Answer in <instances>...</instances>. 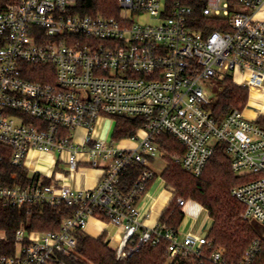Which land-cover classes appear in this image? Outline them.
<instances>
[{
  "label": "built area",
  "instance_id": "2783aa9c",
  "mask_svg": "<svg viewBox=\"0 0 264 264\" xmlns=\"http://www.w3.org/2000/svg\"><path fill=\"white\" fill-rule=\"evenodd\" d=\"M81 1L14 0L0 6V169L9 154L12 166L27 168L30 152L38 151L56 155L68 172L53 177L36 171L25 181L12 171L10 182L0 177V204L75 208L59 231L19 228L14 252L0 253V264H70L75 231L86 232L91 218L107 217L123 229L114 248L121 260L151 240L167 239L174 261L210 247L207 236H181L160 221L142 227L138 203L158 177L153 163L164 154L155 141L160 132L185 146L174 159L195 175L202 174L218 142L225 144L232 169L253 176L232 190L243 204L241 216L264 226V125L258 122L264 99L254 116L247 104L222 118L210 107L217 77H232L250 96L264 95V0H116L121 12L110 16L82 13ZM199 1L209 19L201 28ZM143 13L157 22L136 21ZM212 25L219 29L209 30ZM103 116L140 118L143 124L116 143L93 136ZM122 140L134 146H121ZM133 165L144 168L124 191L120 179ZM85 167L100 172L94 187L65 182ZM177 201L186 203L181 196ZM261 248L262 239H255L240 264H252ZM211 259L227 264L223 250L213 251Z\"/></svg>",
  "mask_w": 264,
  "mask_h": 264
},
{
  "label": "trees",
  "instance_id": "16d2710c",
  "mask_svg": "<svg viewBox=\"0 0 264 264\" xmlns=\"http://www.w3.org/2000/svg\"><path fill=\"white\" fill-rule=\"evenodd\" d=\"M14 0H0V6H4ZM195 14L201 21L209 20L202 15L204 1L196 3ZM81 12L92 15H118L121 12L116 0H84L79 3ZM219 29L212 25L209 30ZM4 42L0 41V47ZM52 67V66H51ZM41 79V78H36ZM213 81L221 85V89L213 97L212 111L222 118L233 108L246 105L250 91L248 88L237 84L232 77H217ZM114 129L112 139L120 140L137 134L143 121L140 118L112 117ZM259 123L264 125V117H260ZM155 141L164 151L161 157L165 161L162 178L168 186L174 189V195L166 209L161 214L159 221L165 223L168 228L178 233L184 212L178 204V197L182 196L186 201L195 200L209 210L213 219V226L207 235L211 240V246L203 247L196 264H214L211 255L215 250H223V260L227 264H240V261L248 246L257 238L262 239V248L254 258L252 264H264V238L261 237L258 228L249 220L243 219L241 213L243 204L232 196V190L250 180L253 176L238 175L231 166V158L226 152V146L218 142L213 156L208 161L204 171L195 175L185 170L175 161L174 156L183 155L185 146L172 134L160 132L156 134ZM10 154L5 158L0 169V177L4 182H10V172L18 171L22 180L30 179V171L26 167H14L10 164ZM144 167L133 165L126 169L120 179V186L128 191L138 178ZM232 198L233 203L230 199ZM75 208L62 204L59 206L42 204L8 205L0 204V230L4 236L0 239V253L12 254L15 247L16 231L24 227L28 231H59L63 221L72 216ZM109 222V218L104 217ZM78 239L76 252L67 258L70 264H165L169 258V244L167 239H161L154 243L146 242L139 251L131 254L126 260L117 258L116 251L105 240L106 235L93 237L82 230L75 231ZM140 235V234H139ZM137 236V238L139 237ZM188 256H179L175 259L177 264H190Z\"/></svg>",
  "mask_w": 264,
  "mask_h": 264
},
{
  "label": "crops",
  "instance_id": "0c3cea01",
  "mask_svg": "<svg viewBox=\"0 0 264 264\" xmlns=\"http://www.w3.org/2000/svg\"><path fill=\"white\" fill-rule=\"evenodd\" d=\"M251 115V113H249ZM254 116V115H251ZM95 130V129H94ZM94 135V131H93ZM111 137V136H110ZM110 137L105 138L110 139ZM100 139V138H98ZM130 142V141H129ZM121 146L133 147L134 143H119ZM43 154L50 153H41L38 151H31L27 159V169L30 171V174H33L36 171H42L40 169L34 168L35 161L37 162L39 157ZM161 158V157H160ZM157 159L154 161L153 166L156 164ZM57 157L52 154L50 157V168L44 172L53 177H58L61 171H58ZM43 172V171H42ZM64 173L68 174V172ZM100 172L97 169L85 167L82 168L78 174L73 178L66 177L65 182L68 185H71L78 189L92 188L94 187L99 180ZM173 189L168 186L166 181L162 178L161 175L156 177L148 191L140 198L138 206L140 210V219L142 222L143 229L152 227L159 222V218L163 211L168 206L169 202L173 198ZM182 210L184 212V218L179 226L178 234H194L198 236H207L213 226V219L210 216L209 210L205 208L199 202L189 199L183 205ZM103 221V220H102ZM100 225V222L95 218H91L86 228V232L94 231L96 236L99 237L102 233H107L106 239L110 240V243L116 244L120 242V238L123 234V229L114 225L113 223L106 222ZM210 222V225H209ZM209 225V227H208ZM208 227V228H207ZM116 248V247H112Z\"/></svg>",
  "mask_w": 264,
  "mask_h": 264
},
{
  "label": "rangeland",
  "instance_id": "374dc122",
  "mask_svg": "<svg viewBox=\"0 0 264 264\" xmlns=\"http://www.w3.org/2000/svg\"><path fill=\"white\" fill-rule=\"evenodd\" d=\"M136 21L142 22V23H151V24H154L157 22V20L155 18H153L152 16H150L147 13H143V15L141 17L136 18ZM234 79L238 82L242 81V76H241L239 71L235 72ZM213 80L211 81V83H212L211 87L212 88L210 87L211 92H212V97H214L216 95V93L221 89V85H219L218 83H215V81H213ZM263 99H264L263 93L254 91V94L249 96V100L247 102L246 109L250 110V111H248V113H251V115H256V113L261 109L260 106H261V103L263 102ZM241 106H245V105H241ZM113 129H114V120L111 117L103 116L97 120V122L95 124V130H94L93 136L97 139L98 138L105 139V138L111 136L110 137V139H111ZM142 135H143L142 132L138 133V136L142 137ZM118 142L119 141H116V143H118ZM121 143H131V142H129L127 140H122ZM51 156H52V154L41 155L39 157L38 161L37 162L35 161L34 168H37V169L42 170L43 172H46L50 168V157ZM164 166H165V161L162 158H158L156 164L153 166L156 173L158 174V176L162 174ZM57 170L64 172L63 171L64 170L63 165L60 164L58 166ZM229 199L231 200L230 202L234 204L232 198H229ZM95 219L100 222V225L105 223L102 220H99L97 218H95ZM253 223L258 228L261 237L264 238V226L258 221H254ZM209 225H210V222H209ZM209 225H208V227H209ZM88 234L91 236H94V235L96 236V233H94V231L89 230ZM0 235L4 236L5 235L4 231L0 230ZM101 235H103V233ZM105 235H107V233H105ZM105 240H106V238H105ZM119 243H116L115 245L110 243V246L111 247H117L119 245ZM187 262H189L190 264H196V262H198V260L195 259V256H191V257L187 258ZM165 264H177V262H175L174 260H172L169 257Z\"/></svg>",
  "mask_w": 264,
  "mask_h": 264
}]
</instances>
